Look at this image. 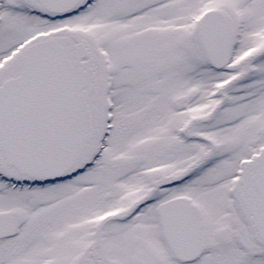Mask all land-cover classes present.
<instances>
[{
    "label": "snow or ice",
    "instance_id": "6c2138e0",
    "mask_svg": "<svg viewBox=\"0 0 264 264\" xmlns=\"http://www.w3.org/2000/svg\"><path fill=\"white\" fill-rule=\"evenodd\" d=\"M0 264H264V0H0Z\"/></svg>",
    "mask_w": 264,
    "mask_h": 264
}]
</instances>
